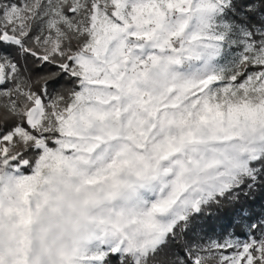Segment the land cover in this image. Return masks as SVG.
Listing matches in <instances>:
<instances>
[{"label": "snow or ice", "instance_id": "snow-or-ice-1", "mask_svg": "<svg viewBox=\"0 0 264 264\" xmlns=\"http://www.w3.org/2000/svg\"><path fill=\"white\" fill-rule=\"evenodd\" d=\"M66 177L72 264H264V0H0L9 211Z\"/></svg>", "mask_w": 264, "mask_h": 264}, {"label": "rangeland", "instance_id": "rangeland-1", "mask_svg": "<svg viewBox=\"0 0 264 264\" xmlns=\"http://www.w3.org/2000/svg\"><path fill=\"white\" fill-rule=\"evenodd\" d=\"M89 194L75 178L53 179L34 199L32 223L25 225L9 211L16 192L0 188V264H72L93 237Z\"/></svg>", "mask_w": 264, "mask_h": 264}, {"label": "trees", "instance_id": "trees-1", "mask_svg": "<svg viewBox=\"0 0 264 264\" xmlns=\"http://www.w3.org/2000/svg\"><path fill=\"white\" fill-rule=\"evenodd\" d=\"M261 204H264V193H257L256 207L259 208Z\"/></svg>", "mask_w": 264, "mask_h": 264}]
</instances>
